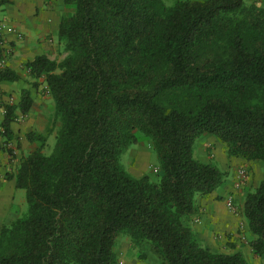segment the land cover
Segmentation results:
<instances>
[{
    "label": "trees",
    "instance_id": "1",
    "mask_svg": "<svg viewBox=\"0 0 264 264\" xmlns=\"http://www.w3.org/2000/svg\"><path fill=\"white\" fill-rule=\"evenodd\" d=\"M64 1L75 7L58 32L67 56L28 64L60 125L50 154L47 135L29 134L41 145L13 176L27 210L1 226L0 264H121L124 236L161 264H249L240 250L204 245L192 226L199 197L227 176L198 158L195 144L216 136L229 156L264 166V4ZM18 79L0 69V81ZM32 103L25 90L7 106L6 136ZM139 134L157 156L155 177L122 162ZM243 213L264 264V177L245 194Z\"/></svg>",
    "mask_w": 264,
    "mask_h": 264
},
{
    "label": "crops",
    "instance_id": "2",
    "mask_svg": "<svg viewBox=\"0 0 264 264\" xmlns=\"http://www.w3.org/2000/svg\"><path fill=\"white\" fill-rule=\"evenodd\" d=\"M264 1V0H263ZM255 2V0H247ZM75 7L68 5L64 0H10L4 9L0 10V21L12 24L21 33V37L10 34L7 37L9 53L7 67L14 71L19 79L15 81H0L2 101L0 106V124L5 118L4 107L10 102L12 95L17 97L16 104L22 98L25 90L30 92L33 99L29 111L22 113L17 111V118L11 123V136L5 135L6 131H0V146H18L22 160L36 151L41 141L30 139L29 134L47 135V145H55V134L48 137L52 130L55 118V104L47 91L43 78L36 79L28 68V64L39 55H47L50 59L61 61L67 56L64 45L59 41L58 32L61 19L70 16ZM39 82V83H38ZM38 83L37 85H35ZM4 127V126H3ZM5 129V128H4ZM212 135L203 136L198 140L205 141ZM195 155L204 162L210 158L206 152L197 151ZM204 148L206 146H203ZM213 156H216L220 146H212ZM198 154V155H197ZM221 168L233 169V180L205 197H199L198 204L201 214L199 222L195 217L192 226L199 240L206 246L222 252L242 251L252 263L263 264L261 257L255 256L250 246L253 234L250 232L247 220L243 213L244 197L252 186L256 188L264 177V172L257 175L254 180L255 168L261 166L258 160L248 161L243 157L226 156L217 157ZM0 165H6V156L0 151ZM241 167L249 170V180L239 189L236 188V174ZM2 179V177H0ZM254 183V184H253ZM21 195V196H20ZM235 196L240 202L239 212L235 213L226 204L230 196ZM19 196V200H17ZM26 192L16 188L15 178H7L0 182V226L2 218L14 205L23 204ZM3 215V217H2ZM1 228V227H0Z\"/></svg>",
    "mask_w": 264,
    "mask_h": 264
},
{
    "label": "rangeland",
    "instance_id": "3",
    "mask_svg": "<svg viewBox=\"0 0 264 264\" xmlns=\"http://www.w3.org/2000/svg\"><path fill=\"white\" fill-rule=\"evenodd\" d=\"M165 1L167 4L170 5V4L175 3L177 0H165ZM255 2L257 4H264L263 0H255ZM11 98L13 99V102L10 100L11 103L6 105L5 107L16 104L15 102L17 100V97L12 95ZM1 103L3 106L5 105L3 102ZM59 125H60L59 122H57L56 124L54 123L53 130L52 132L51 131L49 132L48 137L56 134V130L59 127ZM1 126L3 125L1 124ZM208 138L210 139H207L205 141H200L199 145H197L199 139L197 140L195 146L197 147L200 146L197 149V151L206 152L208 157L210 158L209 161H211L212 163L217 165L220 169H222L220 164L218 163V160L216 159L217 157H222L224 159L228 155L227 149L224 143H222L216 136H211ZM203 146H206V147L204 148ZM212 146H220L218 154H216V156H213L214 153L212 152V148H213ZM53 148L54 146H45L44 151L46 154H50ZM1 150H3L6 156V165L3 167L2 165H0V177H2V179L0 178V182H2L3 180H6L7 178H13V176L16 174L17 169L22 161V156L20 155L18 146H0V151ZM122 162L125 164L126 168L135 176H142L145 173H151L155 177L156 168L158 167V159H157L155 152L152 149L151 141L148 137H146L143 134H139L138 142L133 144L122 155ZM222 170L227 172V176H226L225 182L220 187L224 186L225 184L229 182H232L233 180V169L223 168ZM260 172H264L263 164L255 168V172L253 175L254 177L253 182L254 180H258L257 175H259ZM254 189L255 188L252 186V188L247 190L246 194ZM17 200H19V196H17ZM25 200H26V196H25ZM26 210H27L26 201H24L23 204L12 206V208L10 209V212L4 215V217L2 215L3 218H2L1 226L4 223L10 224L14 219L22 215ZM199 219H200V216L198 218V222H199ZM118 254H119V259H120L121 264H161L160 261L155 257L156 256L155 254L148 253L146 252L145 249L141 250L140 248H134L128 236H124L123 238H121L119 247H118ZM247 260L249 264H259L257 262L252 263V261L249 260L248 258Z\"/></svg>",
    "mask_w": 264,
    "mask_h": 264
},
{
    "label": "built area",
    "instance_id": "4",
    "mask_svg": "<svg viewBox=\"0 0 264 264\" xmlns=\"http://www.w3.org/2000/svg\"><path fill=\"white\" fill-rule=\"evenodd\" d=\"M10 34L17 35V37L19 38L21 37V33L17 30L15 26L5 21H0V69L7 67V56L10 49L7 43V37ZM10 100L13 102L12 98H10ZM1 101H2V91L0 89V106H1ZM6 108L7 107H4V111H3L5 114L7 112ZM0 131H5V129L3 128V126H1V124H0ZM248 180H249L248 168L246 167L239 168L236 174V182H235L236 188L237 189L241 188ZM226 204L229 207V209L232 210L233 212L235 213L239 212L241 205L237 197L233 195L230 196L227 199Z\"/></svg>",
    "mask_w": 264,
    "mask_h": 264
}]
</instances>
